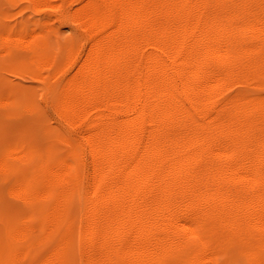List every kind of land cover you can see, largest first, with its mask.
<instances>
[{"label": "bare ground", "instance_id": "obj_1", "mask_svg": "<svg viewBox=\"0 0 264 264\" xmlns=\"http://www.w3.org/2000/svg\"><path fill=\"white\" fill-rule=\"evenodd\" d=\"M77 18L89 47L60 110L90 158L85 264H218L232 237L260 264L264 97L222 96L264 68V0H93ZM83 167L40 177L59 190L52 231ZM67 245L42 264H64Z\"/></svg>", "mask_w": 264, "mask_h": 264}, {"label": "rangeland", "instance_id": "obj_2", "mask_svg": "<svg viewBox=\"0 0 264 264\" xmlns=\"http://www.w3.org/2000/svg\"><path fill=\"white\" fill-rule=\"evenodd\" d=\"M91 1L0 0V264H42L63 242L64 264H85L80 235L90 158L82 131H72L60 108L62 86L75 71L69 61L81 60L89 47L77 14ZM239 95L264 97V68L253 81L230 83L222 100ZM79 162L83 183L74 181L63 195V218L52 231L59 190L48 193L40 177ZM217 252L218 264H257L238 238L221 241ZM259 260L264 264V248Z\"/></svg>", "mask_w": 264, "mask_h": 264}]
</instances>
